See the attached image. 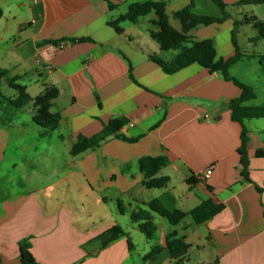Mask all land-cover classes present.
<instances>
[{
    "label": "crops",
    "instance_id": "obj_1",
    "mask_svg": "<svg viewBox=\"0 0 264 264\" xmlns=\"http://www.w3.org/2000/svg\"><path fill=\"white\" fill-rule=\"evenodd\" d=\"M146 1L166 2L171 25L182 30L173 13L190 0H0V68L29 93L54 85L59 95L51 111L62 115L59 128L44 135L32 122V105L24 116L0 123L1 264H21L19 244L24 239L40 264H78L86 255L82 246L116 224L129 234L134 249L122 238L81 264H174L167 248L172 234L190 245L182 264H264V157L256 155L264 149V118L244 122L251 180L246 182L238 152L242 127L231 120L229 109L241 90L199 64L164 73L150 58L166 55L150 35L156 30L154 12L136 22H121L122 33L110 26L130 4ZM238 1L224 0L228 6ZM202 3L213 2L194 0V13L203 14ZM211 12L203 15H222ZM233 20L199 27L189 33L190 40L212 39L216 58L228 59L236 52L229 36ZM73 38L92 41L47 42ZM259 43L264 39L252 44ZM238 45L243 57L230 75L236 77L232 71L245 61L256 64L253 74L264 72V48L243 51L239 40ZM0 83L8 85L5 78ZM245 83L257 96L246 105H263L258 102L259 83ZM114 118H126L119 133L138 140L130 143L113 135L71 154L80 135L99 134ZM160 155H167L170 163L157 176L170 181L164 188H146L139 159ZM209 166H214L213 174L204 182L198 175ZM191 176L194 183L188 184ZM73 183L85 188L90 204L81 200L73 209L66 204V188ZM208 198L225 208L202 224L188 214L172 225L152 213L157 228L151 239L131 219L133 211L147 209L155 199L169 211L189 213ZM156 248L159 253L145 260Z\"/></svg>",
    "mask_w": 264,
    "mask_h": 264
},
{
    "label": "trees",
    "instance_id": "obj_2",
    "mask_svg": "<svg viewBox=\"0 0 264 264\" xmlns=\"http://www.w3.org/2000/svg\"><path fill=\"white\" fill-rule=\"evenodd\" d=\"M212 2L221 10L222 15L220 17L194 13V0H190V3L186 7L175 11L173 13V17L180 21L182 26L181 31L171 25L169 15L167 13V4L163 1L132 3L129 5L127 12L124 15H121L117 20L111 22L110 26H112L116 32L122 33L123 29L120 26L121 22H136L140 17L145 16L150 12H154L156 20L153 21V25L156 30H152L150 32L151 37L158 42L162 52H168L171 50L178 51L175 57L170 60H166L158 55L150 56L151 60L158 64L164 73L169 75L175 74L192 64H199L210 73H221L226 81L232 82L241 90L239 97L230 101L229 109L231 120L239 123L242 127L241 146L238 149L241 165L240 174L243 181L251 182L249 178V158L247 154L249 131L247 130L244 122L246 120L264 118V104L260 106L246 105L249 101L256 99L257 96L255 89L251 85L231 76L230 69L243 57L237 39L238 28L241 23L251 24L258 31V35L252 40L253 42H257L264 39V21L258 20L253 15L246 16L241 22L234 21V28L231 31V41L236 52L228 59H217L215 43L212 39L191 41V36L189 35L191 31H194L199 27H206L212 24H222L232 18L231 14L227 11L228 5L224 2V0H212ZM244 5H264V0H239L234 4V6L239 7ZM113 8L114 6L110 5V9ZM2 17L3 10L0 6V20ZM62 41L80 43L84 41H92V39L73 38L47 42L60 44ZM261 61L264 63V56L261 58ZM129 72L130 77L134 80L132 67H130ZM4 78L6 79L8 86L14 89L17 94L14 97H6L0 93L1 124L13 122L17 118L20 111L32 105V122L44 129V133H42V135L59 128L62 115L60 112L51 111L55 100L59 95V90L54 85L45 84L43 91L36 97H32L28 92L27 87L18 82V78H8L7 70L0 68V81ZM18 110L19 112H17ZM127 123L128 120L126 118H114L107 124L103 125V130L99 134L92 137L80 135L73 144L71 154L76 156L88 149L94 148L113 135L130 143L136 142L138 138L129 139L119 133L120 129ZM256 155L258 157H264V149H259ZM169 163L170 160L167 155L145 156L140 158L138 165L144 177V186L149 189H160L166 187L170 178L167 176L158 177L157 175L160 170L166 167ZM187 183L193 184L194 178L192 176L188 178ZM208 188L210 190L212 189L210 187ZM257 188L261 193L262 189L259 187ZM146 206L147 209L133 211L131 213V219L138 225L142 234H144L148 239H151L154 236L157 228L153 221L152 213H156L165 218L172 225L180 223L188 214L192 217L196 224H202L213 219L225 208L223 204H216L211 198L203 200L200 205L191 210L189 213H185L180 210L169 211L156 199L146 204ZM119 210L122 213L124 211L121 205L119 206ZM175 235L176 234H172L167 243L169 257L174 264H182L183 258L188 253L190 245L187 244L184 239L176 238ZM122 238L127 239L129 249L132 251L134 249V244L129 234L120 225L116 224L82 246L86 255L78 264H81L85 258L97 255L101 250ZM30 248L31 245L27 239L20 242L19 249L21 264H40L31 253ZM159 251L160 250L157 248L153 249L144 257V259L148 260L154 258Z\"/></svg>",
    "mask_w": 264,
    "mask_h": 264
},
{
    "label": "rangeland",
    "instance_id": "obj_3",
    "mask_svg": "<svg viewBox=\"0 0 264 264\" xmlns=\"http://www.w3.org/2000/svg\"><path fill=\"white\" fill-rule=\"evenodd\" d=\"M211 6H206L204 3L200 4L199 9L202 11L201 13L203 14H207V13H212L211 11L214 10L215 13L221 14V10L214 4L211 3ZM227 11L232 15V19L233 22L234 21H243L245 19L246 16H256L258 19H262L264 21V5H244V6H234L233 5H229L227 7ZM173 22H175L174 24L176 25H181L180 21L172 18ZM181 27V26H180ZM234 28V26H232L230 32H229V36H231V31ZM257 32L255 31L254 27L251 24H247V23H241V25L238 28V34H237V39L239 40L240 46L243 47V51L244 50H255L257 48L258 51H261L264 48V43H259L258 46H255L253 43V41L249 42V39H251L253 36H256ZM177 53V51L172 50L169 52H166L164 55L165 59H168L170 57H172V54ZM253 63V62H252ZM251 62L249 63L248 61H245L244 63H241L239 65H237V67L232 71L236 77L238 79H242L245 82H251V83H259L258 84V102L259 103H264V81H258V77H261L262 79H264V72L263 71H259V73H252L251 70L255 69L256 64H254L253 66L250 65L252 64ZM30 94L32 96H35L38 94V92H35L34 90H30ZM0 93L3 94L6 97H14L17 93L14 89L10 88L8 85H5L4 83H0ZM28 111V109H24L22 112L19 110L17 112H19V115H23ZM14 112V110H13ZM85 188H80L77 184H72L70 189L66 188V192H65V201L66 204L70 206V208H74V207H79L78 203L83 200L86 201L88 204H90V200L88 199V197L85 194ZM91 206V205H90ZM113 208V210L117 213V208L116 206L112 205L111 206ZM91 210L93 212H98V210L96 211L95 207L92 206ZM102 213V212H99ZM105 213V212H104ZM107 214H109L110 212H106ZM105 213V214H106ZM128 220V223L131 224V219L129 217H126ZM123 226H125V224L122 223ZM141 234V233H140ZM142 236V235H141ZM145 239V237H143ZM126 239V238H124ZM136 241V240H135ZM140 248L142 249L144 244L143 243H139Z\"/></svg>",
    "mask_w": 264,
    "mask_h": 264
},
{
    "label": "built area",
    "instance_id": "obj_4",
    "mask_svg": "<svg viewBox=\"0 0 264 264\" xmlns=\"http://www.w3.org/2000/svg\"><path fill=\"white\" fill-rule=\"evenodd\" d=\"M37 1V0H34ZM213 170H214V166H209L208 168L204 169L199 175L198 178L202 181H207L208 179H210V177L213 174Z\"/></svg>",
    "mask_w": 264,
    "mask_h": 264
}]
</instances>
